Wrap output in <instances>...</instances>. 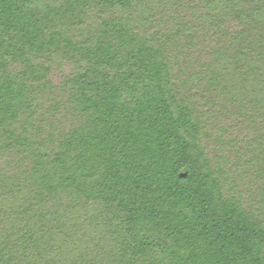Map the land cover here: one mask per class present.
Segmentation results:
<instances>
[{
	"label": "trees",
	"instance_id": "16d2710c",
	"mask_svg": "<svg viewBox=\"0 0 264 264\" xmlns=\"http://www.w3.org/2000/svg\"><path fill=\"white\" fill-rule=\"evenodd\" d=\"M0 264H264V0H0Z\"/></svg>",
	"mask_w": 264,
	"mask_h": 264
}]
</instances>
